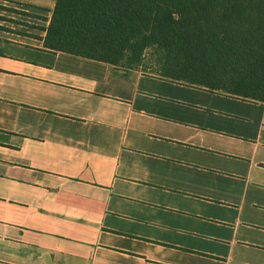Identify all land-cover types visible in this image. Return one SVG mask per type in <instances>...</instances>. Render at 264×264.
Returning <instances> with one entry per match:
<instances>
[{"label":"crops","instance_id":"1","mask_svg":"<svg viewBox=\"0 0 264 264\" xmlns=\"http://www.w3.org/2000/svg\"><path fill=\"white\" fill-rule=\"evenodd\" d=\"M57 0H0V264H264V101L53 50Z\"/></svg>","mask_w":264,"mask_h":264},{"label":"trees","instance_id":"2","mask_svg":"<svg viewBox=\"0 0 264 264\" xmlns=\"http://www.w3.org/2000/svg\"><path fill=\"white\" fill-rule=\"evenodd\" d=\"M45 43L264 101V0H57Z\"/></svg>","mask_w":264,"mask_h":264}]
</instances>
